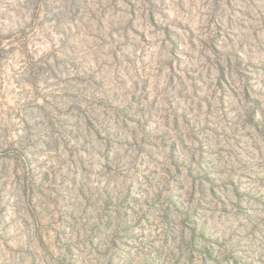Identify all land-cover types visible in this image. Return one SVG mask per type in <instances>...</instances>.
I'll return each instance as SVG.
<instances>
[{"label":"rangeland","instance_id":"rangeland-1","mask_svg":"<svg viewBox=\"0 0 264 264\" xmlns=\"http://www.w3.org/2000/svg\"><path fill=\"white\" fill-rule=\"evenodd\" d=\"M0 264H264V0H0Z\"/></svg>","mask_w":264,"mask_h":264}]
</instances>
